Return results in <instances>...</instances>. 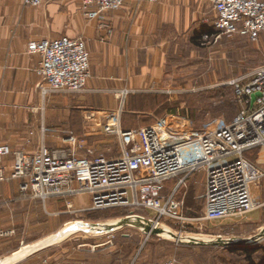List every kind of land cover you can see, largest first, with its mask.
<instances>
[{"label":"built area","instance_id":"built-area-1","mask_svg":"<svg viewBox=\"0 0 264 264\" xmlns=\"http://www.w3.org/2000/svg\"><path fill=\"white\" fill-rule=\"evenodd\" d=\"M48 0H23L38 8ZM127 1L82 0L81 12L88 21L106 28L109 12ZM216 13L218 36H241L258 44L264 40V0H208ZM27 53L40 57L36 70L39 92L45 99L52 93L79 94L91 79V56L82 38L32 40ZM244 110L231 122L215 130L170 126L162 119L151 126L122 129L119 122L103 124L100 134L115 136L121 146L118 157L105 155L80 158L74 148L51 149L42 144L35 152L14 151L0 145V192L9 182H18L22 194L47 207L54 200L87 195L91 210L140 208L153 213L151 226L163 220H183L184 200L179 188L194 174L206 173L203 196L204 220L242 219L260 210L258 192L264 181V63L247 80L232 82ZM260 94L252 105V95ZM49 130L43 129V134ZM253 155V158L250 157ZM12 158L11 161L8 159ZM178 181L171 193L167 183ZM161 264H180L168 260Z\"/></svg>","mask_w":264,"mask_h":264},{"label":"rangeland","instance_id":"rangeland-1","mask_svg":"<svg viewBox=\"0 0 264 264\" xmlns=\"http://www.w3.org/2000/svg\"><path fill=\"white\" fill-rule=\"evenodd\" d=\"M203 6L185 37L160 61L136 64L138 75L145 67L148 77L156 75L158 80H148L140 88L142 93L124 90L115 96L119 108L96 113L104 123L116 121L122 129L142 128L166 118L177 129L184 125L215 130L233 122L244 110L232 82L249 78L264 63V40L254 44L241 36L217 38L215 32L193 44L191 38L202 24L215 27L211 4L204 0ZM46 31L45 25L36 27L41 39H50L43 35ZM61 94L75 95L52 93L45 100L54 102ZM10 129L0 124V135ZM47 130L46 135L52 134ZM33 136V131L26 130L18 139L20 149L28 152ZM76 139L78 152H84V135ZM99 139L100 145L112 153L117 151L113 137ZM64 146L74 148L73 144ZM79 197L69 200L72 209L65 200H54L51 211L49 205L22 194L18 182L4 184L0 192V264H108L107 251L99 252L96 247L122 239L123 234L131 236L129 250H135L130 264H161L172 259L180 264H249L241 250H258L253 259L264 262V236L258 237L264 234V181L258 192L263 207L242 219L206 221L200 201L194 199L191 204L185 201L183 220L165 219L156 228L151 226V212L127 207L91 210V200L79 209L73 202ZM112 221L115 224H109Z\"/></svg>","mask_w":264,"mask_h":264},{"label":"crops","instance_id":"crops-1","mask_svg":"<svg viewBox=\"0 0 264 264\" xmlns=\"http://www.w3.org/2000/svg\"><path fill=\"white\" fill-rule=\"evenodd\" d=\"M81 4L82 0H48L40 9L25 7L23 0H0V124L11 127L9 133H1L0 144H8L14 151H25L20 149L18 139L25 135L26 130L33 131V145L27 151L34 152L42 143L51 149L72 145L69 137L64 138L63 134L74 138L84 135L85 139L81 141L84 144H80L85 151L79 153L77 150L78 157H87L89 152L94 154L93 157L120 156L118 139L100 134L105 123L96 113L119 108L120 103L115 96L124 90L129 94L142 93L140 88L149 81L154 82L157 76L149 78L145 67L138 75L136 64L160 61L159 58L164 57L174 43L185 37L189 25L194 22V15L202 12L204 0L127 1L119 10L107 14L106 28L99 21L84 18ZM214 14L216 17L215 11ZM44 25L47 31L43 35L50 39L83 38L86 42L91 56V79L86 92L72 96L61 94L54 102H46L42 98L38 89L41 79L36 73L40 57L29 55L27 47L32 40L41 39L36 27ZM204 25L207 24L201 27ZM214 30L217 33L215 27ZM206 37L209 36L204 35L201 40ZM47 128L52 134H43V129ZM102 137L116 140L115 153L100 145L99 138ZM177 185L178 181H170L166 192H173ZM205 186L206 173L200 171L179 188L176 197L190 204L197 199L203 207ZM90 200L85 195L73 202L81 209ZM49 207L53 211L54 202ZM263 236L262 232L258 237ZM121 237L96 247L99 252L107 251L108 264H130L135 253V250H129L132 238L128 234Z\"/></svg>","mask_w":264,"mask_h":264},{"label":"trees","instance_id":"trees-1","mask_svg":"<svg viewBox=\"0 0 264 264\" xmlns=\"http://www.w3.org/2000/svg\"><path fill=\"white\" fill-rule=\"evenodd\" d=\"M204 35H207V36H209V37L215 35V30H214V28L209 27V26H207V25H204L203 27H201V30H200L199 32H196V33L194 34V36H193V38H192V42H193L194 44H198V43H199V40H201L202 37H203ZM124 130H129V129H124ZM130 130H131V129H130ZM168 183H169V182H168ZM168 183H167V184H168ZM234 251H237V250H234ZM241 252H242L241 254L244 255L245 259L247 260V262H248L249 264H258V263H256L255 260L253 259L254 255L258 252V250H241ZM259 264H260V263H259ZM261 264H264V262L261 263Z\"/></svg>","mask_w":264,"mask_h":264},{"label":"water","instance_id":"water-1","mask_svg":"<svg viewBox=\"0 0 264 264\" xmlns=\"http://www.w3.org/2000/svg\"><path fill=\"white\" fill-rule=\"evenodd\" d=\"M260 97V94H256V95H252L251 99H252V105L255 103L256 99Z\"/></svg>","mask_w":264,"mask_h":264}]
</instances>
